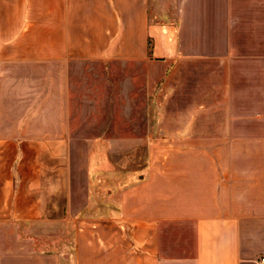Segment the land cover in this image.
<instances>
[{"label":"crops","instance_id":"crops-1","mask_svg":"<svg viewBox=\"0 0 264 264\" xmlns=\"http://www.w3.org/2000/svg\"><path fill=\"white\" fill-rule=\"evenodd\" d=\"M178 58L221 67L220 98L168 139L158 98L149 147L174 152L107 187L113 140L74 118L82 69L146 66L154 93ZM240 68L264 69V0H0V264H258L264 76Z\"/></svg>","mask_w":264,"mask_h":264},{"label":"rangeland","instance_id":"rangeland-1","mask_svg":"<svg viewBox=\"0 0 264 264\" xmlns=\"http://www.w3.org/2000/svg\"><path fill=\"white\" fill-rule=\"evenodd\" d=\"M147 70L146 66L130 64V67L123 68L116 62H90L82 69L77 92L74 93V118L79 120L82 133L113 140V147L104 149L114 162L113 179H107V187L118 191L121 188V173L127 172L137 179L139 173H144L143 167L147 162H151L153 150L156 153L159 149L149 147V137L156 133L148 130L153 116L144 112L155 107L159 98L162 110L165 109L161 117L160 138L181 137L183 133L176 132L190 120L185 109L198 107L202 100L216 105L217 97L221 96L218 89L225 75L215 62L200 63L178 58L171 65L161 67V81L153 93L152 86L147 85ZM237 72L242 77L241 81L246 83L264 76V69L259 68H240ZM244 103L247 106L242 100ZM171 111L174 113H168ZM197 119L200 117L197 116ZM86 126L91 129L85 131ZM174 150L162 146L158 155L167 164L169 152ZM180 151L183 149L176 150V155L183 154ZM159 159H156L157 164L162 161Z\"/></svg>","mask_w":264,"mask_h":264},{"label":"built area","instance_id":"built-area-1","mask_svg":"<svg viewBox=\"0 0 264 264\" xmlns=\"http://www.w3.org/2000/svg\"><path fill=\"white\" fill-rule=\"evenodd\" d=\"M258 264H264V256H261V257L258 259Z\"/></svg>","mask_w":264,"mask_h":264}]
</instances>
